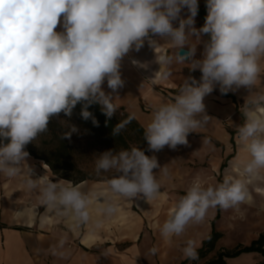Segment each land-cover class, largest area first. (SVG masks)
I'll return each mask as SVG.
<instances>
[{"label": "clouds", "instance_id": "9594fccd", "mask_svg": "<svg viewBox=\"0 0 264 264\" xmlns=\"http://www.w3.org/2000/svg\"><path fill=\"white\" fill-rule=\"evenodd\" d=\"M184 8L190 15L173 27ZM206 8L205 23L196 29L198 0H0V173L20 175L29 156L26 145L48 130L53 117H71L77 104L82 105L80 116L91 118L94 125L98 121L88 110L92 104L101 105L111 118L117 106L102 85L106 81L113 93L123 87L122 59L133 49L139 51L145 38L157 46L151 34L170 37L176 49L174 55L160 56V64H187L202 75L199 83L187 78L174 102L154 109L144 129L150 150L187 145L188 134L209 118L203 100L216 84L221 93L241 86L250 91L242 108L244 123L237 127L238 141L248 155L236 165L238 176L226 175L215 186L194 182L160 227L161 235L180 236L190 223L202 221L209 208L227 210L250 202L249 178L264 171V89L256 87L264 74V0H206ZM58 25L62 31H56ZM205 34L202 59H195ZM193 36L198 44L189 43ZM185 47L188 51L181 53ZM132 118L118 123L112 134L119 135ZM76 131L72 125L61 138L70 139ZM157 168L166 174L155 156L138 147L103 152L95 162L97 174L113 169L118 174L107 180L112 197L142 194L147 201L160 193L153 171ZM25 185L39 191L42 204L71 215L77 224L89 223V206L104 195L82 192L70 182L33 179L30 169ZM100 211L111 215L117 206L106 199ZM100 223L97 220L96 226ZM59 243L63 246L64 241ZM183 254L198 259L194 241L186 242Z\"/></svg>", "mask_w": 264, "mask_h": 264}, {"label": "crops", "instance_id": "0c3cea01", "mask_svg": "<svg viewBox=\"0 0 264 264\" xmlns=\"http://www.w3.org/2000/svg\"><path fill=\"white\" fill-rule=\"evenodd\" d=\"M188 15L190 13L187 8L182 9L180 17L172 22L173 27H178L179 19H187ZM206 16V0H198V12L193 27L202 28ZM62 30L58 25L56 31ZM150 39L154 40L157 46L153 47L149 38H145L139 51L133 49L122 59V88L113 93L106 81L102 85L105 93L113 96L112 103L132 115L144 128L151 121L154 109L163 103L174 102L187 78L192 77L199 83L202 75L199 70L190 71L187 64H160V56L174 55L176 49L169 43L170 37L150 34ZM207 39L206 34L201 36V43L195 40V36L189 38V43H199L195 59H202L203 41ZM183 49L188 50L187 47ZM165 71L170 75L165 77ZM256 87L257 90L264 89V74ZM249 94V89L244 86L221 93L219 84H216L213 92L203 100L205 114L209 117L207 122L196 131L190 132L193 136H203L214 142L213 146L219 150L215 170L220 171V176H238L236 165L248 158L238 141L237 127L244 123L242 108ZM231 132L236 133L234 137ZM223 164H226V167L222 170ZM32 175L37 179L41 177L36 172ZM223 176L220 177V182L223 181ZM6 178L7 176L0 173V264H178L186 259L183 247L187 241H194L196 249H200L211 232L210 225L202 234L192 233L189 240L185 238L182 241L183 247L180 246L172 252L164 244L158 228L155 263L152 262L150 252L153 242L152 229L147 225L146 217L129 212L124 201L130 199L112 197L107 183L92 185L83 182L74 185L85 193L94 191L104 194L99 196V202L89 206V223L77 224L71 215H60L55 209L42 204L38 190H28L24 181L10 185ZM249 179L247 186L253 190H249L251 200L255 193L263 199L264 206V171ZM25 191L30 193L26 194ZM106 199L117 206V211L111 215L100 211ZM148 202L143 197L141 208H145ZM97 220L101 221L99 227L96 226ZM213 220L207 219L209 223ZM154 226L156 228V224ZM61 240L64 241L63 246H60ZM256 255L243 254L234 259H227V264H245L246 261L256 260Z\"/></svg>", "mask_w": 264, "mask_h": 264}, {"label": "rangeland", "instance_id": "374dc122", "mask_svg": "<svg viewBox=\"0 0 264 264\" xmlns=\"http://www.w3.org/2000/svg\"><path fill=\"white\" fill-rule=\"evenodd\" d=\"M52 119L60 121L67 131L70 130L72 125L77 128V131L74 132L67 141L71 146V154L76 171L84 173L87 178L85 182L92 185L107 183V180L118 175L114 169L108 172L101 171L100 174H97L95 162L98 155L112 150L99 145L98 141L93 138L92 135L85 132L72 116L67 117L61 113L58 117H53ZM187 140V145H178L175 149L165 146L162 150H149L145 153V155L149 157L155 156L160 167L167 170L166 174L164 171H160L159 168L153 170L161 186L160 193L157 197L149 200L148 204L143 209L140 206L143 198L142 194L137 198H133V200L124 201L127 203L124 205H127L129 212L132 214L144 215L147 225L149 224L152 229L151 234L153 242L150 246L152 262H155V248L157 247L158 249V243H155L159 236L157 229H160L165 220L169 218L179 198L186 194L187 189L194 182L199 181L205 187L215 186L220 183V177L224 175L222 174L220 176V171L217 172L215 170L217 166L215 163L217 162V153L219 150L215 149L213 146L215 144L211 139L203 136L196 137L189 133ZM28 146L43 157H52V148L50 146L41 148L36 138L33 142L29 143ZM113 152H119V150ZM22 168L23 171L20 175L11 178L7 177V183H10V185H14L15 182L18 183L20 181H24L25 183L28 169L31 170L32 174L35 172L39 173L41 177H46L53 182H61L64 184L70 182L54 175L50 167L44 161L37 160L31 156L26 158ZM77 173L72 170L70 175L76 178L79 176ZM32 174V178L37 179ZM70 183L73 185V182ZM248 190L253 192L249 186ZM24 193L29 194L30 191H25ZM262 202L263 199L254 193L253 199L250 202L243 203L237 208H229L227 210L220 208L221 217L215 223V228L222 234V237L217 242L215 249L203 259L198 258L196 260H190L184 258L185 260L178 262V264H206L217 257L218 253L222 250L232 251L239 245L250 244L254 237L264 232V210L262 211L261 209L264 208V206H262ZM216 211L217 207L209 208L202 221L190 223L180 236H173L171 239H165L162 236L168 250L173 252L179 249L180 246L184 245L182 241L185 238L189 240L191 237L190 235L194 232H199L200 234L206 232L211 225L207 219H214ZM154 224H156V228ZM197 250L198 249H196V251ZM256 257V260L246 261L245 264H262L264 259L258 254Z\"/></svg>", "mask_w": 264, "mask_h": 264}, {"label": "trees", "instance_id": "16d2710c", "mask_svg": "<svg viewBox=\"0 0 264 264\" xmlns=\"http://www.w3.org/2000/svg\"><path fill=\"white\" fill-rule=\"evenodd\" d=\"M205 23V20H204ZM204 24H202L203 27ZM225 95V94H224ZM82 105L77 104L73 110L72 117L78 122L82 129L92 135L99 145L112 151L121 149H130L132 147H138L145 153L150 150L147 141L144 139V127L129 113L118 109L116 113L111 117H106L101 109V105L92 104L88 110L93 114L98 121V126L94 125L92 119L84 120L80 116ZM65 116V115H64ZM133 117L129 123L125 125L119 135L114 136L113 128L120 122L127 120L129 117ZM66 118V117H65ZM67 132L65 126L58 120L51 119L48 125V130L39 134L36 137V141L41 148L50 146L52 149V157H43L37 151H34L28 145L25 147V151L29 153V156L34 157L37 160L44 161L52 170L54 175L61 177L64 180L73 182V185H78L87 180L84 173L76 171V167L71 154V146L67 139H62L63 133ZM232 137L236 134L231 132ZM4 140L3 143H7ZM33 142V141H32ZM232 143L234 144L233 140ZM49 147V148H50ZM226 167V164L222 165V170ZM74 170L79 176L71 177L70 172ZM221 217V209L217 207V215L211 222V232L207 239L203 242L202 248L197 250L199 259H203L209 253H211L222 237L215 228V223ZM258 254L264 259V232L261 233L258 238L251 242L250 245H239L232 251L222 250L218 253L217 257L212 259L206 264H227V259H234L243 254ZM264 264V260L262 261Z\"/></svg>", "mask_w": 264, "mask_h": 264}, {"label": "water", "instance_id": "95a60500", "mask_svg": "<svg viewBox=\"0 0 264 264\" xmlns=\"http://www.w3.org/2000/svg\"><path fill=\"white\" fill-rule=\"evenodd\" d=\"M186 51H188V50H186V49H180V52L181 53L186 52Z\"/></svg>", "mask_w": 264, "mask_h": 264}]
</instances>
